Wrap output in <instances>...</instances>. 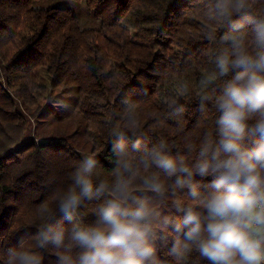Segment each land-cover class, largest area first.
<instances>
[{"label": "trees", "instance_id": "1", "mask_svg": "<svg viewBox=\"0 0 264 264\" xmlns=\"http://www.w3.org/2000/svg\"><path fill=\"white\" fill-rule=\"evenodd\" d=\"M40 1L0 0V253L34 231L35 208L70 182L82 154L95 151L110 178L115 130L142 147L163 140L175 154L214 126L210 103L200 108L202 77L222 47L214 0H74L95 27ZM250 4V15H264V0ZM159 255L176 264L167 249Z\"/></svg>", "mask_w": 264, "mask_h": 264}, {"label": "clouds", "instance_id": "2", "mask_svg": "<svg viewBox=\"0 0 264 264\" xmlns=\"http://www.w3.org/2000/svg\"><path fill=\"white\" fill-rule=\"evenodd\" d=\"M250 12V0H214L222 47L200 100L214 109L212 130L175 154L115 130L110 178L95 151L82 154L0 264H163L162 248L176 264L193 254L197 264H264V15Z\"/></svg>", "mask_w": 264, "mask_h": 264}, {"label": "rangeland", "instance_id": "3", "mask_svg": "<svg viewBox=\"0 0 264 264\" xmlns=\"http://www.w3.org/2000/svg\"><path fill=\"white\" fill-rule=\"evenodd\" d=\"M42 6H69L72 8L73 12L78 16L79 22L83 27H95L99 24L98 20H94L86 14V7L81 2H75L74 0H41L40 4ZM59 89L54 91L53 101L59 100L60 93L58 92Z\"/></svg>", "mask_w": 264, "mask_h": 264}]
</instances>
